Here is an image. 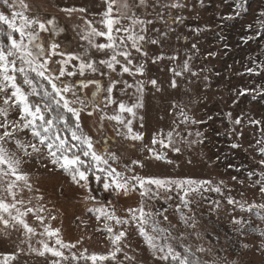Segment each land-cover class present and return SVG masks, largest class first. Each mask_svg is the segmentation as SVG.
Segmentation results:
<instances>
[{"label": "rangeland", "instance_id": "374dc122", "mask_svg": "<svg viewBox=\"0 0 264 264\" xmlns=\"http://www.w3.org/2000/svg\"><path fill=\"white\" fill-rule=\"evenodd\" d=\"M32 4V12H39L41 16L48 15L56 18L57 25L63 29L55 36L48 33L42 34L49 41H58L61 51L81 54L86 52L89 59H94L102 69L96 73H87L89 78L95 77L102 86L109 83V79L118 80L114 89L115 97L126 103L135 102L138 96L142 97L144 107L137 109V116L133 119V128L145 134L144 143H149L154 132L161 130L166 134L175 129L179 135H174L180 152H172L170 149H162L166 152L172 164L161 161L147 160L145 167L140 168L132 165L134 159H144L140 142L125 140L116 136L111 123L105 122L102 132L94 131L97 117H84L85 131L96 140L98 151L110 150L119 156V162L113 164L119 171L126 175L127 168L133 167L139 175H154L171 178H192L196 180H210L213 186L219 185L220 192L203 191L192 197L193 209L189 215H194L197 221L195 229L186 228L179 222V214L175 211V205L180 203L175 191L172 192L171 201L159 199L149 201L153 210L168 208L167 213L172 224L177 225L173 229V235L177 238L181 233L187 236L186 243L193 246L198 244L213 248V252L203 258L209 261L223 259L228 262L235 261L236 264H264V252L261 243L264 237V220L253 213L242 212L237 205H228L227 197L244 203H264V197L258 191V187H250L255 180L259 179V173L264 171L259 161L264 159L258 152L261 145L258 140H264V28L257 23L260 19L259 13L264 10V0H179L185 7L165 9L154 8L152 5L156 0H149L147 9L141 8L138 14L144 18L152 19L154 24L151 29L167 33L163 47L145 43L144 48L149 54V63L146 64V74L137 76L133 74H120L110 72L107 68L99 65L101 59L106 56L90 48L87 39H81L87 34L85 20L93 21L94 26L100 29L102 25L95 23L100 19L97 13L103 10L102 0H29ZM170 0H160L167 3ZM240 3L241 8L236 5ZM64 7H85L87 13L74 12L71 15L62 12ZM0 10H4L0 8ZM164 13L161 21L157 12ZM239 12V15L236 13ZM179 16L182 22L172 23ZM230 17V18H229ZM127 24V21H124ZM252 25L251 28L248 26ZM149 39L157 38V31L148 32ZM5 39L0 37V40ZM101 40L102 38H96ZM192 44H196L195 49ZM163 53L165 59L157 63H151V57ZM209 53H214L210 56ZM137 62H143L144 57L135 53ZM178 56L176 61H170L167 57ZM59 59V57H57ZM188 60L192 71L197 75L193 77L185 72L180 77H173L170 68L180 71L183 62ZM134 69V65H130ZM72 68V65H69ZM253 69L249 72L248 69ZM74 70V69H73ZM149 78H155L160 83L163 91L157 92L148 82ZM81 77H68L67 80H79ZM175 79L178 88L169 86L170 80ZM143 81V93H137L135 86L131 89L125 87V83L136 85ZM90 86V90H91ZM121 89L127 92L124 95ZM248 89L244 95H239L241 90ZM89 90V94H90ZM97 100L101 105L104 94L98 95ZM178 105L172 108L171 105ZM189 116L188 123H181L183 117L180 112ZM111 112V108H109ZM231 114L229 117L228 114ZM127 115V114H125ZM140 116L144 117V127L141 128ZM211 117V119H209ZM15 118L14 116L12 117ZM240 118L241 125H234V121ZM260 120V125L249 121ZM191 120L202 121L192 123ZM201 133L197 136L196 133ZM191 134V135H189ZM25 137L21 136V139ZM189 141H200L191 144ZM238 143L239 148H233L232 144ZM23 170L29 174L33 192H24V197H42L40 203L48 209L44 215L55 216V220H48L54 228L61 229V238L70 244H76L75 248L65 250V255L83 252L86 255L92 253L107 254L111 245L106 239L107 233L96 231L99 226L103 228L97 209L103 208L106 212H115L117 216L126 218L129 207H136L140 203L138 193L129 196H117L111 191H104L102 184L90 178V188L94 200H85L86 190L71 182L61 171H50L52 165L41 158H26ZM47 164V167L44 165ZM249 172H254L251 180ZM237 177L233 180L232 177ZM223 181V184H220ZM243 181V183H240ZM199 201V205H196ZM214 202H219L216 209ZM35 199L33 204H35ZM182 211L187 213L186 209ZM236 216L244 220H250L251 224L245 227L243 234L234 231L231 218ZM28 220L33 226L36 225L34 218L29 215ZM114 224V222H109ZM163 227L169 228L167 222ZM118 230V229H117ZM43 228L38 227L37 232ZM203 239H197L196 234ZM17 239L13 234L12 241ZM46 237L37 236L33 239L34 247L39 248L37 243ZM9 240L0 239V258L5 254L16 251L15 244ZM54 245V240L47 241ZM242 242L248 243L249 247H240ZM128 243L131 247L125 249L129 255L136 256L137 264H154L151 252L143 244L142 238L132 229L129 231ZM174 243H176L174 241ZM218 254V255H217ZM123 260V254H117ZM200 255V254H198ZM53 258L50 254L46 256H21L17 262L10 264H49ZM72 264H85L84 260L73 261ZM87 264H91L90 261ZM111 264V262H105ZM155 264H161L156 261Z\"/></svg>", "mask_w": 264, "mask_h": 264}, {"label": "snow or ice", "instance_id": "6c2138e0", "mask_svg": "<svg viewBox=\"0 0 264 264\" xmlns=\"http://www.w3.org/2000/svg\"><path fill=\"white\" fill-rule=\"evenodd\" d=\"M103 10L97 15L100 19L95 21L102 25L100 29L94 26L93 21L85 20L87 34L81 39H87L90 48L97 52H102L105 59L99 61V65L104 66L110 72L119 71L120 74L128 73L137 76L146 74V64L149 63V54L144 48L145 43L160 45L163 47L167 33L151 29L154 24L152 19H147L138 14L141 8L147 9L149 0H102ZM154 8L163 7L165 9H175L185 7L179 0H170L167 3H156ZM237 9L242 5L237 3ZM0 239L12 241L13 234H17V239L12 241L16 251L5 254L0 258V264H10L17 262L21 256L35 254L46 256L50 254L53 258L49 264H72L73 261L84 260L91 264H137L136 256L129 255L125 249L131 247L128 243L129 231L134 229L143 244L151 252L154 264L156 261L161 264H217V260H206L203 257L211 254L214 250L211 247H204L198 244L193 250L191 244L186 243L187 236L181 233L177 238L173 235V229L177 225L172 224L167 215L169 209L153 210L149 201L173 199L172 192L175 191L180 203L175 205V211L179 214V222L186 228L195 229L197 221L192 213L193 199L195 195L203 191L220 192L219 185L213 186L210 180H196L192 178H171L154 175H139L135 168L128 167L126 175L119 171L113 164L119 162L116 152L110 150L98 151L96 140L85 131L84 117H97L94 131L102 132L105 122L111 123L116 136L125 140L140 142L141 151L144 152V159H134L132 165L144 168L145 161L154 160L167 164L173 161L168 159L166 152L162 149H170L172 152H180V147L174 139L179 132L175 129L166 134L163 130L154 132L149 143H144L145 134L135 131L133 119L137 116V109L144 107L141 96L135 102L128 104L122 99L115 97L114 89L118 80L109 79L107 85L102 86L95 77L89 78L87 73L101 71L94 59H89L87 53L73 54L61 51L58 41H49L42 34L48 33L51 36L63 31L57 23L56 18L48 15L41 16L39 12H32V4L29 0H0ZM62 12L71 15L74 12L87 13L85 7H64ZM239 15V12L236 13ZM157 16L164 20V13L158 11ZM260 19L257 23L264 28V10L259 13ZM230 18V17H229ZM127 21V24L124 23ZM182 22L177 16L172 23ZM249 28L252 25L248 26ZM149 31H157V38L148 37ZM96 38H102L97 40ZM196 44H192L195 49ZM140 54L145 59L137 62ZM210 56L214 53H209ZM59 57V59H57ZM170 61H176L178 56L167 57ZM165 59L163 53L151 57V63H157ZM72 68H69V65ZM134 65V69L129 67ZM74 69V70H73ZM173 77H180L185 72H189L193 77L197 75L189 66L188 60L183 62L182 69L176 71L170 68ZM251 73L254 70L248 69ZM81 77L79 80L68 81V77ZM148 82L157 91H163L160 83L155 78H149ZM125 83L127 89L135 86L137 93H143L144 83L138 81L136 85ZM90 86L91 90H90ZM169 86L178 88L175 79L170 80ZM90 90V94H89ZM249 90H241L238 94L244 95ZM124 95L127 92L121 89ZM104 94L103 104L98 102L99 94ZM172 108L178 105L172 104ZM111 108V112H109ZM183 120L181 123H188L190 118L180 108ZM127 114V115H125ZM229 117L231 114H228ZM15 117L14 119L12 117ZM143 128L144 117H139ZM211 119V117H209ZM192 123H202V121L191 120ZM252 124L260 125V120L252 119ZM234 125H241L242 120L237 118ZM191 135V134H189ZM197 136L201 133L197 132ZM21 136L25 137L21 139ZM200 141H189V143H199ZM258 152L264 157V140H258ZM233 148L241 147L238 143L232 144ZM46 159L52 168L50 171H61L75 185L84 188L86 195L84 199L94 200L90 188V178L102 184L104 191H111L117 196H129L138 193L141 200L138 206L127 209V217L121 218L113 211L106 212L103 208L97 209L100 215L97 220H101L103 228L99 226L96 231L107 233L106 239L111 245L107 254L92 253L86 255L87 249L76 253L65 255V250L75 248L76 244L66 243L61 238V229L54 228L48 220H55V216L44 215L48 209L40 203L42 197H24V192L32 193L33 186L30 182L29 174L23 170L26 158ZM259 163L264 166V159ZM47 167V164L44 165ZM257 175L249 172L248 177ZM233 180L237 177L233 176ZM220 181V184H223ZM243 183V181H240ZM250 187H258V191L264 197V171L259 173V179L255 180ZM35 199L36 203L33 204ZM199 205V201L195 202ZM218 210L219 202H214ZM228 205L239 206L242 212L253 213L261 220H264V203H248L246 206L227 197ZM186 209L187 213L182 211ZM31 215L36 221L33 226L28 220ZM114 222V224L109 223ZM163 222H167L170 227H163ZM231 223L237 234H243L245 227L251 224L250 220L233 216ZM42 227V232H37V228ZM118 229V230H117ZM37 236L46 237L37 243L39 248L34 247L32 241ZM197 239H203L196 234ZM264 237V232H261ZM54 240V245L47 241ZM174 241L176 243H174ZM264 244V239L261 241ZM240 247L247 249L248 243L242 242ZM264 252V247L261 248ZM118 253L123 254V260ZM200 254V255H198ZM218 255V254H217ZM219 264H236L235 261L228 262L220 259Z\"/></svg>", "mask_w": 264, "mask_h": 264}]
</instances>
